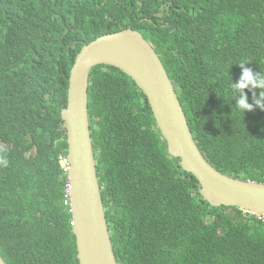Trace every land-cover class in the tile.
I'll return each mask as SVG.
<instances>
[{
	"label": "trees",
	"instance_id": "obj_1",
	"mask_svg": "<svg viewBox=\"0 0 264 264\" xmlns=\"http://www.w3.org/2000/svg\"><path fill=\"white\" fill-rule=\"evenodd\" d=\"M133 29L160 56L220 172L264 183V0H0V255L80 264L62 110L84 45ZM98 177L119 264H264V223L212 207L120 69L89 86Z\"/></svg>",
	"mask_w": 264,
	"mask_h": 264
},
{
	"label": "water",
	"instance_id": "obj_2",
	"mask_svg": "<svg viewBox=\"0 0 264 264\" xmlns=\"http://www.w3.org/2000/svg\"><path fill=\"white\" fill-rule=\"evenodd\" d=\"M120 69L143 91L169 154L200 183L212 207H236L264 216V183L217 170L202 154L173 81L152 45L133 29L84 45L72 68L68 105L62 110L68 136V194L80 264H119L111 238L89 117V86L95 67ZM0 264H7L0 255Z\"/></svg>",
	"mask_w": 264,
	"mask_h": 264
},
{
	"label": "clouds",
	"instance_id": "obj_3",
	"mask_svg": "<svg viewBox=\"0 0 264 264\" xmlns=\"http://www.w3.org/2000/svg\"><path fill=\"white\" fill-rule=\"evenodd\" d=\"M81 52V51H80ZM211 164V163H210ZM217 169V168H216ZM67 170V169H66ZM218 170V169H217ZM68 189V188H67ZM67 192H69V190L67 191ZM69 195V194H68ZM69 201H70V199H69ZM239 209V208H238ZM241 210V209H240ZM243 211V210H242ZM244 212H246V211H244ZM248 214H250V215H254L255 217H257L258 219H261V220H263V223H264V216H257V215H255V214H252V213H250V212H247Z\"/></svg>",
	"mask_w": 264,
	"mask_h": 264
},
{
	"label": "built area",
	"instance_id": "obj_4",
	"mask_svg": "<svg viewBox=\"0 0 264 264\" xmlns=\"http://www.w3.org/2000/svg\"><path fill=\"white\" fill-rule=\"evenodd\" d=\"M62 165H63L64 168H66V169L68 170V168H69V163H68L67 159L64 160V161H62Z\"/></svg>",
	"mask_w": 264,
	"mask_h": 264
}]
</instances>
